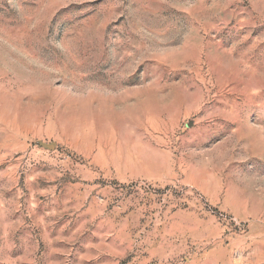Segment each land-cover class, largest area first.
<instances>
[{
	"label": "rangeland",
	"instance_id": "obj_1",
	"mask_svg": "<svg viewBox=\"0 0 264 264\" xmlns=\"http://www.w3.org/2000/svg\"><path fill=\"white\" fill-rule=\"evenodd\" d=\"M0 264H264V0H0Z\"/></svg>",
	"mask_w": 264,
	"mask_h": 264
}]
</instances>
